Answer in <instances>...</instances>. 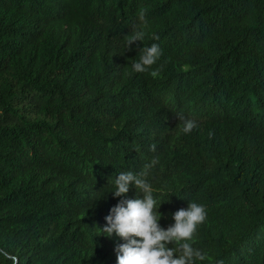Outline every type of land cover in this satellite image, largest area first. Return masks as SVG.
Segmentation results:
<instances>
[{
    "label": "trees",
    "instance_id": "1",
    "mask_svg": "<svg viewBox=\"0 0 264 264\" xmlns=\"http://www.w3.org/2000/svg\"><path fill=\"white\" fill-rule=\"evenodd\" d=\"M126 170L164 227L206 206L197 264H264V0H0V264H116L123 240L97 232L142 195L108 191Z\"/></svg>",
    "mask_w": 264,
    "mask_h": 264
},
{
    "label": "clouds",
    "instance_id": "2",
    "mask_svg": "<svg viewBox=\"0 0 264 264\" xmlns=\"http://www.w3.org/2000/svg\"><path fill=\"white\" fill-rule=\"evenodd\" d=\"M139 19L143 22L133 26L124 37L125 50L136 42L145 39L146 21L143 12ZM153 41L159 37L153 33ZM139 59L132 61L134 72H147L163 55L159 43L152 42L139 50ZM156 76L157 71L151 70ZM182 121L183 133H190L197 126V121L176 114ZM155 163V161H153ZM145 172L132 170L119 171L114 178H109L110 191L113 196L122 197L134 185L142 195L136 198H121L105 217L106 224L98 227L97 233L109 237L116 236L123 240L117 244L116 264H197L205 259L201 249L194 246L198 225L204 222L206 206L189 200L186 207H180L171 213L172 223L167 227L160 224L162 213L159 200L154 195L152 183L146 178Z\"/></svg>",
    "mask_w": 264,
    "mask_h": 264
}]
</instances>
